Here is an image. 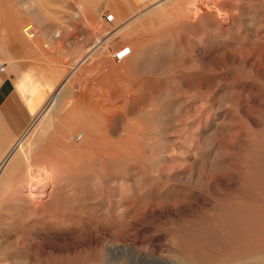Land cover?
<instances>
[{
	"label": "rangeland",
	"instance_id": "obj_1",
	"mask_svg": "<svg viewBox=\"0 0 264 264\" xmlns=\"http://www.w3.org/2000/svg\"><path fill=\"white\" fill-rule=\"evenodd\" d=\"M70 1L56 0L52 25L51 1L38 10L36 0H0V65L11 13H35L18 33L60 83L14 140L8 130L19 132L29 117L0 71V150L14 140L0 161L20 139L26 152L54 150L80 129L92 99L114 100L112 111L124 103L106 139H131L127 125H137L140 155L80 164L75 177L60 167L37 173L32 181L47 184L42 195L27 188L26 160L4 180L1 171L0 264H234L255 248L262 256L264 233L262 252L244 233L252 214L264 212V0H122L141 9L120 17ZM28 24L32 38L22 31ZM121 45L132 51L117 62ZM130 85L147 87L135 102L121 95Z\"/></svg>",
	"mask_w": 264,
	"mask_h": 264
},
{
	"label": "bare ground",
	"instance_id": "obj_2",
	"mask_svg": "<svg viewBox=\"0 0 264 264\" xmlns=\"http://www.w3.org/2000/svg\"><path fill=\"white\" fill-rule=\"evenodd\" d=\"M165 1V0H164ZM164 1H159L157 3H155L152 7H148L142 11H140L139 13H137L136 15H134L132 18H130V20H128L124 25L123 28H126L129 24H131L135 19L136 21L145 16L146 13L150 12V10H152L155 7L160 6ZM199 2V1H198ZM202 3V2H201ZM209 3V2H208ZM208 5V4H207ZM188 7V6H187ZM189 8V7H188ZM192 8V7H190ZM195 8V6H194ZM201 8V7H200ZM191 10V9H190ZM196 12V11H195ZM32 27L33 30V35L32 36H26L28 38H32L35 34L34 31V27L31 24H28ZM24 29V28H23ZM119 30V29H118ZM23 31V30H22ZM57 33V32H56ZM126 46V45H123ZM129 47V46H128ZM132 49L129 47V54L127 56H125L122 60H119L117 62L120 61H124L125 59H127L129 57V55L131 54ZM148 52V51H147ZM245 52V51H244ZM151 53V52H150ZM166 54V53H165ZM159 60V59H158ZM141 62V61H140ZM142 63V62H141ZM140 63V64H141ZM144 63V61H143ZM142 63V64H143ZM162 63V62H161ZM145 64V63H144ZM114 67V65H113ZM112 69V68H110ZM116 71V69H115ZM136 71V70H135ZM134 72V71H133ZM134 74V73H133ZM136 74V72H135ZM102 75V74H101ZM132 74H128V76ZM69 76V75H68ZM117 76V75H115ZM67 78V77H66ZM65 78V79H66ZM69 78V77H68ZM132 78V77H130ZM136 78V77H135ZM95 79V78H94ZM98 79V78H97ZM134 79V78H133ZM138 80V79H137ZM66 81H64L63 84H65ZM139 82V80H138ZM141 82V81H140ZM124 83V81H123ZM66 85V84H65ZM121 86V85H120ZM139 86V85H138ZM142 86V85H141ZM146 86V85H145ZM62 87V86H61ZM60 87V88H61ZM123 87V86H122ZM121 87V92H122V96L123 99H127L128 101L131 99L134 100L137 97V94L140 93L138 91H140L143 87H137L138 91L135 89L136 87H131L125 90ZM63 88V87H62ZM101 88V87H100ZM126 88V87H125ZM140 89V90H139ZM147 89L143 88V90ZM61 90V89H60ZM80 90V89H79ZM120 90V89H119ZM57 91V90H56ZM96 91V90H94ZM78 93V92H77ZM80 94V93H79ZM92 94V93H91ZM95 94V93H94ZM141 94V93H140ZM144 94V93H143ZM60 94H56L52 97L53 100V106L58 107V103L60 99ZM68 95V94H67ZM77 95V94H76ZM93 95V94H92ZM96 95V94H95ZM120 95V96H121ZM145 95V94H144ZM143 95V96H144ZM80 96V95H79ZM97 96V95H96ZM119 96V97H120ZM85 97V96H84ZM117 98H119L118 96H116ZM142 97V95H141ZM87 98V97H86ZM89 98V97H88ZM87 98V99H88ZM109 98V96L107 97ZM90 99V98H89ZM122 99V98H121ZM120 99V100H121ZM137 99V98H136ZM86 100V99H85ZM106 100V99H105ZM108 100V99H107ZM112 100V99H111ZM63 101V100H62ZM93 99L90 102H83L82 105V113H80V120L81 122H79L81 124V126L79 127L80 129H75V128H70L69 132L71 131L70 134H63L59 139V144L56 143V145L58 144V147L56 146V148L52 151H50L49 153H44V151H42L40 153L36 152L33 153L31 152V150H28L27 152L24 151L22 145H21V139L17 141V144L15 145V147H13L11 149V152L3 158V161H0V172L1 176L4 178L6 177L8 171L10 172L11 170L15 169L16 167L19 166L20 162L23 160L25 161V169L27 172V175L29 176V180L30 183H28L27 188H29L34 195H42L45 192V189L42 187L47 186L46 183L44 182H40L38 181V179H36V181H32V179L34 177H37V173H43L46 174L48 173L50 170H52L53 168H63L64 171L71 175V176H77L79 175V166L80 164H92L91 162L94 160H102V161H107V160H111V161H115L118 160L119 158H125V157H130V158H134V157H139L140 155V146L138 143H136L134 141V137L133 135L134 133H136V131L138 130L137 125L134 124H129L127 125V130L130 133V138L131 139H123L121 138V140H112L110 138V140L106 139L107 137L110 136L111 133H113L116 129H117V125L120 123L117 122V120L120 117L119 111L121 110V102H120V110L118 111L117 107V111H112L115 107L111 102H113L114 100H112L109 104L106 103H102V101H104L103 99L101 100V103H94L92 102ZM100 101V100H99ZM125 101V100H124ZM50 102V101H49ZM61 102V101H60ZM78 102V100H77ZM115 102V101H114ZM135 102V100H134ZM123 103V102H122ZM62 104V102H61ZM124 104V103H123ZM125 104H127L125 102ZM117 105V104H116ZM52 106V105H49ZM48 107V106H47ZM56 107V108H57ZM114 107V108H113ZM123 107V106H122ZM44 108V107H43ZM49 108V107H48ZM61 108V107H59ZM58 108V109H59ZM119 108V107H118ZM55 108H53L54 110ZM46 110V109H45ZM51 108V111H53ZM57 110V109H56ZM76 110V109H75ZM49 111V110H48ZM43 112V111H42ZM91 112V113H89ZM86 115H85V114ZM44 114V113H43ZM39 115V114H38ZM42 115V114H41ZM83 116V117H82ZM38 117V116H37ZM75 117V116H74ZM42 118V117H41ZM121 118V117H120ZM38 119V118H37ZM40 119V118H39ZM79 120V121H80ZM76 121V119H75ZM121 121V120H119ZM32 122V121H31ZM193 122V121H192ZM197 122V119L196 121ZM39 123L41 124V122L39 121ZM39 123L37 124V126H39ZM36 123H34L35 126ZM79 124V125H80ZM194 125V124H193ZM200 126V124H198ZM33 126V127H34ZM36 126V127H37ZM195 127V126H194ZM29 128V127H28ZM215 128V127H214ZM34 129V128H33ZM141 129V128H140ZM28 130V129H27ZM26 130V131H27ZM32 130V129H31ZM143 130V128H142ZM194 130V129H193ZM216 130V129H214ZM140 131V130H139ZM220 131V130H219ZM61 133V132H60ZM29 134V133H27ZM24 137H25V133H23ZM30 135V134H29ZM28 135V136H29ZM129 135V134H128ZM23 138V137H22ZM126 138V137H125ZM128 138V136H127ZM199 138V137H198ZM133 139V140H132ZM32 141V140H31ZM53 142V140H52ZM28 143V141H27ZM30 144V142L28 143ZM14 146V145H13ZM25 147V146H24ZM55 147V145H54ZM26 148V147H25ZM29 148V147H28ZM44 148V147H43ZM30 149V148H29ZM33 149V148H32ZM45 149V148H44ZM218 150V149H217ZM48 151V150H47ZM221 152V151H220ZM264 152V151H263ZM44 153V155L42 154ZM261 153V152H260ZM259 154V153H258ZM224 155V154H223ZM257 155V154H256ZM264 155V153H263ZM257 157V156H256ZM259 157V156H258ZM264 156H261V159ZM225 158V157H224ZM128 159V158H127ZM135 159V158H134ZM222 159V158H221ZM260 159V158H257ZM226 160V159H225ZM225 160L222 162L225 164ZM264 159L260 160L263 161ZM221 161V160H220ZM257 164L259 160H256ZM264 162V161H263ZM263 162L261 164H263ZM211 163V162H210ZM209 163V164H210ZM256 164V162L254 163ZM212 165V164H211ZM85 166V165H84ZM256 166V165H255ZM259 166V165H258ZM81 167V166H80ZM263 168V165L260 166V168ZM212 168V167H211ZM262 169V170H263ZM257 170V169H256ZM48 171V172H47ZM259 173V171H257ZM39 175V174H38ZM41 176V175H40ZM42 177V176H41ZM45 179V178H44ZM42 179V180H44ZM28 180V181H29ZM35 180V179H34ZM41 180V179H40ZM47 180V179H46ZM183 181V180H182ZM207 181V180H206ZM262 188V187H260ZM250 209V208H249ZM261 210V209H260ZM263 211V210H262ZM260 212L258 209L256 212H254L255 214H252V217L250 218V220L248 221V227L252 228L251 231L249 230V234L244 233L246 236V242L247 243H255L254 245L260 244L259 242L261 241V236H259L260 234L264 233V212ZM237 212V211H236ZM249 219V218H248ZM244 227V226H243ZM247 229V228H246ZM251 232V233H250ZM260 246V245H258ZM257 246V247H258ZM241 247V246H240ZM260 248L262 249L263 247L260 246ZM255 250H257L256 248L254 250H252L250 255H246V258H242L241 261H239L238 263H234V264H264V254H262V256L259 255H255ZM263 249L260 251L262 252ZM259 252V253H260ZM246 253V252H245ZM248 254V252H247ZM245 256V255H244ZM243 256V257H244ZM257 256V257H256ZM239 260V259H238Z\"/></svg>",
	"mask_w": 264,
	"mask_h": 264
},
{
	"label": "crops",
	"instance_id": "obj_3",
	"mask_svg": "<svg viewBox=\"0 0 264 264\" xmlns=\"http://www.w3.org/2000/svg\"><path fill=\"white\" fill-rule=\"evenodd\" d=\"M38 5L36 9L40 10L45 0H36ZM52 2L53 12L51 13L52 25L56 24V0H48ZM63 0H59V4ZM70 1V0H69ZM81 3H89L84 5L86 8L95 9H110L115 17H120L124 14L125 9H136L141 6L132 7L128 5V2L122 0H73ZM73 1L70 3H73ZM82 6V7H84ZM102 7V8H100ZM43 9V8H42ZM111 13V15H112ZM35 13H11L9 22L5 25L4 39H5V60L1 63L2 70H4L3 82L8 86L10 91L19 98L21 101L26 115L29 117L26 124L19 132H11L8 130L10 136L14 137V140L20 137L24 131L29 127L31 121L38 114L41 106L47 101L49 96L57 89L58 85H55V80L50 74V71L44 73L41 69L43 64V54L37 49L27 50V43L35 44L34 41H24L18 33L19 24L26 18H32ZM134 11L128 17H132ZM113 18V17H112ZM126 23V22H125ZM124 23V24H125ZM41 24H44L43 21ZM123 24V25H124ZM43 33V31H42ZM41 57V61L39 60ZM1 70V71H2ZM46 71V70H45ZM12 143L0 150V153H8L9 149L14 143Z\"/></svg>",
	"mask_w": 264,
	"mask_h": 264
},
{
	"label": "built area",
	"instance_id": "obj_4",
	"mask_svg": "<svg viewBox=\"0 0 264 264\" xmlns=\"http://www.w3.org/2000/svg\"><path fill=\"white\" fill-rule=\"evenodd\" d=\"M23 33L26 36H32L33 35V30L30 25L24 26ZM129 54V47L128 46H120L118 47L113 53L112 57L115 61L122 60L125 56ZM2 66H0V71L2 70Z\"/></svg>",
	"mask_w": 264,
	"mask_h": 264
}]
</instances>
